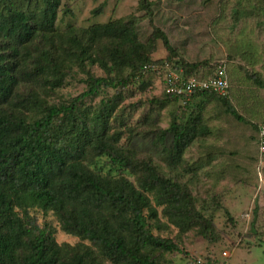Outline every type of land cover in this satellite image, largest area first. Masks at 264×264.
I'll use <instances>...</instances> for the list:
<instances>
[{"label": "trees", "instance_id": "obj_1", "mask_svg": "<svg viewBox=\"0 0 264 264\" xmlns=\"http://www.w3.org/2000/svg\"><path fill=\"white\" fill-rule=\"evenodd\" d=\"M60 4L61 0H0V264H103L88 245L58 244L53 231L39 227L29 215L35 207L52 211L61 230L89 240L113 264H157L154 251H179V246L151 232L148 221L157 219L156 206L181 232L197 229L206 235L213 232V223L195 207L185 184L160 174L151 159L136 158L120 144L119 133H110L112 106L104 103L91 117L80 109L78 102L102 84L116 87L125 80L108 83L91 77L88 90L69 104H49L41 90L47 83L58 86L72 64L97 62L140 77L146 72L159 75L147 65L166 60H152L133 24L124 18L91 24L80 33L70 27L59 32ZM158 37L168 52L166 59L175 56L167 36L160 32ZM179 65L185 76L197 74L200 67L183 60ZM247 75L264 88L255 72ZM162 94L163 99L154 100L160 108L177 100ZM196 96L216 97L237 121L246 122L227 97L210 91L190 97ZM198 122V115L184 121L173 118L159 131L157 141L163 144L168 166L180 164L185 150L203 133ZM101 155L129 170L134 181L95 171L91 162ZM257 208L262 209L254 206L252 224Z\"/></svg>", "mask_w": 264, "mask_h": 264}, {"label": "rangeland", "instance_id": "obj_2", "mask_svg": "<svg viewBox=\"0 0 264 264\" xmlns=\"http://www.w3.org/2000/svg\"><path fill=\"white\" fill-rule=\"evenodd\" d=\"M117 18L133 24L152 60H166L182 72L181 60L198 62L194 75L201 77L222 62L230 78L228 102L246 122L237 121L216 97L177 98L160 108L154 101L164 97L160 74L131 77L128 69H105L97 62L72 64L58 86L47 83L41 94L49 104H69L88 90L91 77L108 83L125 80L116 87L102 84L94 95L78 102L80 109L91 117L104 103L112 106L110 133H119L120 144L136 158L151 159L160 174L185 184L195 207L213 223V232L206 235L197 229L181 232L156 206L157 219L148 221L151 232L179 246V251H154L157 264H264V206L257 208L252 224L254 206L264 204V190H259L261 184L264 187V150L260 152L256 140L264 125V88L247 75L255 72L264 82V0H61L56 27L59 32L70 27L80 33L91 24ZM160 32L176 51L170 59ZM194 115L203 133L185 150L183 161L170 167L164 161L163 144L157 141L159 131L173 118L184 121ZM107 160L105 155L95 157L91 167L134 181L129 170ZM29 215L39 227L50 228L58 244L83 243L103 264H113L89 240L61 230L52 211L35 207Z\"/></svg>", "mask_w": 264, "mask_h": 264}, {"label": "built area", "instance_id": "obj_3", "mask_svg": "<svg viewBox=\"0 0 264 264\" xmlns=\"http://www.w3.org/2000/svg\"><path fill=\"white\" fill-rule=\"evenodd\" d=\"M147 68L153 71L158 70L161 76L162 93L177 98H188L194 93L205 91L213 92L218 96H228L229 81L222 62L216 67L214 74L207 77L185 76L184 72L175 69L166 61L162 64H149ZM259 150L260 152L264 150V126H261L259 130Z\"/></svg>", "mask_w": 264, "mask_h": 264}, {"label": "crops", "instance_id": "obj_4", "mask_svg": "<svg viewBox=\"0 0 264 264\" xmlns=\"http://www.w3.org/2000/svg\"><path fill=\"white\" fill-rule=\"evenodd\" d=\"M261 189L264 190V187L262 186V184H261L260 187H259V190H261ZM259 190H258V191H259ZM258 206H259V207H262V206H264V204H260V202H259Z\"/></svg>", "mask_w": 264, "mask_h": 264}]
</instances>
